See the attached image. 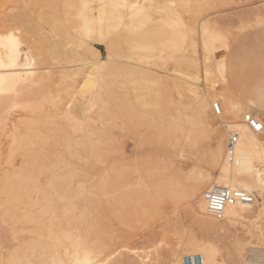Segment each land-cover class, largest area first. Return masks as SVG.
Instances as JSON below:
<instances>
[{
    "label": "bare ground",
    "instance_id": "6f19581e",
    "mask_svg": "<svg viewBox=\"0 0 264 264\" xmlns=\"http://www.w3.org/2000/svg\"><path fill=\"white\" fill-rule=\"evenodd\" d=\"M179 1L194 11L201 4L198 0L199 6L195 0ZM93 3L99 4L97 17L90 16ZM135 3L131 0H69L65 4L67 8L63 5L61 10L67 15L72 6L75 7L76 24L71 27L63 18L62 25L54 22L49 25L51 30L48 32L42 31L41 24H32L21 12L9 17L7 24L10 25L7 26L10 28L0 24V264H98L104 245H100L97 238L91 241L92 247L79 246L82 237L75 239L73 233L63 227L62 220H73L77 214L81 227L86 220L94 227L101 199L92 196L106 197L112 189H121V194L114 197L109 206L113 216L122 218L125 206L137 195L134 188L152 181L157 176L156 171L172 169L176 157L182 159L178 170L174 169V174L180 175L177 186L187 188L185 197L191 199L190 210L206 228L224 231L227 227L248 223L256 230L264 229V222H261L264 212V131L254 133L241 120L250 114L248 110L252 107L238 100L229 81L230 48L225 36L206 19L185 23L175 11L165 7L160 11L166 15L154 25L150 23L145 3L137 2V6ZM150 3L154 5V1ZM119 8L128 13L124 15ZM155 9L157 12V7ZM109 19L113 23L104 24L103 21ZM45 23L48 25L49 22ZM24 24L29 28H23ZM64 28L66 32L69 28L75 32L77 41L71 42L74 48L69 46V41H60L59 35L65 33ZM33 34L39 40H31ZM91 35H95L98 42H105L108 51L105 59L90 53L86 39ZM9 36L16 37L18 47L9 42ZM106 38L112 39L108 42ZM198 49L202 54L201 61L197 56ZM188 50L189 54L186 53ZM111 52L127 59L119 60L127 65L124 68L119 64L116 66L124 76L114 99L117 101L114 108L119 110L118 117L121 116L118 129L121 132L128 130L134 117V106L138 107L135 109L137 116L145 118L147 127L140 140L139 133V152L134 157H125L116 144V180L120 188L113 182L109 187L94 182L86 187L91 179H75L74 172L77 165L85 170L91 168L93 164L89 161L97 154V146L91 138L94 132L85 118L94 101L99 100L98 108L103 113L110 106L96 89L100 80L97 74L107 67L110 70L113 65L109 61H116L111 58ZM219 54L223 56L217 58ZM50 61L55 66H47ZM158 63H162L160 67L171 64L172 73L159 71ZM83 67L87 69L84 72ZM54 69H58V77L52 72ZM81 73L84 75L82 81L75 86ZM217 79L224 86V92L215 90ZM204 83L210 86L205 88ZM52 88L54 93L50 91ZM173 93L179 98L187 95L191 100L185 105L187 111L184 114L177 105H172ZM65 97L71 99L64 102ZM160 98L161 104L156 101ZM215 103L221 107L218 123L226 129L230 123L224 121L223 109L236 124L239 118L241 120L240 132L235 128L228 130L237 136L232 156L227 153L222 139L213 146L204 145L200 140L201 136L205 140L208 138L211 128L208 109ZM46 108H50L51 113ZM13 109H19L23 114L9 120V112ZM122 117L125 121H121ZM44 146L47 151H43ZM203 146L208 152H203ZM52 149L59 150L54 160L51 159ZM72 158L75 165L64 163ZM160 158L164 159L163 166L159 164ZM206 162L219 170L217 176L212 170L202 168L201 164ZM47 168L49 170L45 171ZM169 186L173 188L171 184ZM215 187L243 191L253 196L254 201L248 205L228 206L223 219L217 221L207 212L203 198L205 191ZM93 190L99 191V195ZM163 192L155 190L154 193L160 197ZM199 242L194 251L203 254L201 264H224L214 243ZM248 245H244L242 264H264V250ZM171 258L169 264H182L188 257L174 252Z\"/></svg>",
    "mask_w": 264,
    "mask_h": 264
},
{
    "label": "rangeland",
    "instance_id": "374dc122",
    "mask_svg": "<svg viewBox=\"0 0 264 264\" xmlns=\"http://www.w3.org/2000/svg\"><path fill=\"white\" fill-rule=\"evenodd\" d=\"M68 1L69 0H0V24L4 26L10 25L7 24L8 20L10 21L9 17L15 15L17 12H21L20 14H25L24 16H28L32 24H39V26L41 24L42 31L45 30L48 32L49 29L51 30L49 25L53 24L54 22L63 24V18L67 19V24L73 27L77 21L74 17L76 15L75 7H70V11L72 13L69 11L70 13L67 15H64L61 10L63 5L67 8L65 4ZM131 1L136 3L138 2L139 4L145 3L144 5L146 6V12L150 17V23H155L154 25H157L161 19L164 18V15H166L164 11H160L163 9V7L169 11H175L179 16H181L185 23H190L192 21H196L195 23H198L199 21L206 19L215 27H217L225 36L230 48L228 55L231 63L234 62V58L239 57V55L244 53L248 47H252L256 55L264 52V30H262L264 29V0H198V2L201 4L196 3L197 0H195L196 5L199 6L200 4L199 7H196L198 8L195 9L196 11H194L191 6L189 8V5L185 6V4H182L179 0ZM151 1H154V5H152L153 3H150ZM73 4L74 3L72 1V5ZM154 7H157V12L155 11L156 9ZM98 9L99 4L93 3L92 10L90 11L93 14L90 13L91 15H89L97 17ZM119 9L120 10L118 11L123 10L124 15L128 13V10L125 11V9ZM192 12L195 14V16L192 14ZM125 19V23H128V19ZM5 21L6 23H2ZM257 21L260 23L257 24ZM45 22H49L48 25ZM103 22L104 24H109L113 23V20L109 19L108 21ZM30 24L31 23H29V25ZM27 27L28 25L23 26L25 29H27ZM8 28L10 27L7 26L6 29ZM64 29H62L61 32H64ZM67 30L69 31H67L68 33L65 29V33L59 35L61 37H59L61 39L60 41H63L62 39L67 42L69 41V46L74 48L75 45H73L71 42L75 41V44L77 41V39L75 40V32L73 33V31H70L72 28ZM26 39L29 41L28 37H26ZM111 39L112 38L108 40L106 38V41L110 42ZM31 40L35 42L36 40H39V37L36 34H33ZM86 41L89 46L88 49L92 55L98 59H105L107 57L108 51L105 42H98L95 38V35H91L86 39ZM261 43L262 46L259 48L258 46L261 45ZM188 52L190 53V50H188L186 53ZM197 52V56L200 59L199 61H201V51L198 49ZM221 56L223 55L219 54L217 55V58H220ZM111 58L115 59L116 61H109L110 65H113L110 66V70L109 67H107L108 69H103L100 74H97L100 75V77L96 75V77H99L100 79L99 87L96 89V91L102 98H104L105 101L110 103V106H107L106 111L103 110L105 111L103 113L99 111L98 108L100 105L99 100H93L95 104L93 107L88 109L86 114L87 117L85 118L86 120L88 119L87 124H89V128L94 132V134L91 135V138L93 143L97 146V154L96 157H94L95 159H90L89 161L90 164H93L91 168L85 170L81 169V167L78 165L77 167L75 166V179H91L89 183H86V187L92 185L93 182L94 184L99 183L100 185L104 183L106 187H109L113 182L119 186L116 180V169L118 166L116 144L118 143L119 149L125 157H134L139 152L137 151L139 150L137 149V144H139V140L143 138L142 135H144L145 127H147L145 118L142 119L137 116L138 113L136 114V111L138 110V107L134 106V117L131 119L130 124H128L130 125L128 130L121 132L118 129V123L120 122L119 117L121 116L119 115L118 117L119 110L114 108V105L117 103V101H114V99L118 96L121 82H124V76H122L120 72L116 70V66L119 64L124 68L127 65L123 62H119V60L124 61L126 57L121 59L111 52ZM49 63L50 65L47 64V66L50 67L53 65L51 64V61ZM161 64L162 63H158L159 67L162 66ZM164 67L165 69H163ZM84 69L86 68L83 67V72L85 71ZM172 70L173 67L171 64L159 68V71H166L168 74L172 73ZM238 70L241 71V77L239 83L235 86V89L238 92L237 94L244 93L243 95H245L246 92L242 87V83H246L247 86L254 88H256L258 84H256V81H254L253 78H250L249 80L246 79V75L252 74L249 64H245ZM52 72L56 74V77H58V69H54ZM81 74L77 76L78 80L77 77L75 79L73 77L75 81L77 80L75 86H77L82 81L84 75ZM242 74L244 75L242 76ZM200 75L201 74L199 71V76ZM259 75V73H255L254 77L257 78ZM261 77L264 78V67L261 72ZM168 79H171V77L168 76ZM199 79H201V77H199ZM217 80L218 81H216L215 84L217 87L215 86V90H218V92H224V86H222L219 79ZM203 86L208 88L210 85L204 83ZM63 87L64 86H60V88ZM54 88L56 89V87ZM54 88L50 89V91L53 93L55 90ZM253 95H256V92L253 93ZM71 97L69 99L68 97H65L64 102H68ZM172 97V105H177L180 112L184 114V112L187 111L185 107L191 103L189 102L191 101L189 97L187 95H183V98H179L175 93H173ZM236 97L238 100L242 101L237 95ZM213 100L214 99H212V101ZM79 101L81 102L80 99L78 102ZM156 101L159 104L163 102L161 98ZM32 102L34 103L35 101ZM152 103L155 104L156 102L153 101ZM209 107V126L211 128L208 129V138L205 140V138L201 136L200 140L204 145L213 146L220 142V139H222L226 147L228 130L231 131L233 128H235V130L240 132L239 124L241 123L242 119L240 120L239 118L237 120L238 123L236 124L235 119L231 115L227 114L223 109V119L225 122L230 123L226 125L229 129H226L225 127L224 129L218 123V120L213 116L211 106ZM135 109L137 110L135 111ZM46 111L51 113L50 108H46ZM145 111L148 112L147 110ZM149 111L152 112V109ZM248 111L259 119L260 117L264 118V107L262 104H258L257 108H252ZM99 112H101V115H97ZM22 114L23 113L19 109H13L9 112V120L17 119ZM122 120L125 121L123 117L121 118V121ZM124 135L126 136L124 137ZM138 136H140L139 140ZM201 149L204 153L208 152V149H206L205 146H203ZM47 150L48 148L44 146L43 151ZM179 150L180 148L177 149L176 155L178 154ZM50 151L51 154H53L51 159L54 160L57 157L55 154H57L59 150L57 151V149H52ZM160 159L161 160H159V164L162 165L164 163V159ZM180 159L181 158L176 157L175 160H173L174 165L172 169L168 171H156L155 173L157 176L152 181H146L145 183H141L140 187L134 188V190L136 189L137 195L133 198V201L129 202L125 206L124 211L123 209H119V211H123L121 214L123 216L122 218H116L113 216L111 209L112 207L109 206L111 200L121 194V189L116 191L112 189V193L106 197L100 198L99 196H92L95 199H101L99 204L103 202L102 205H97L99 208H97L99 214L97 213L98 217H96L94 221V227H90L88 225L89 221L87 220L81 227L82 222L79 218V215L76 213L75 219L70 221L65 219L62 220L65 223L63 227L65 229H69L70 232L73 233L74 238L76 236L82 237V243L81 241H78L79 246L84 244L88 247H92L93 242L91 241L98 238L100 245H104L105 247L102 251V254L100 255L101 259H98V264H169L172 259V253L174 252H177L178 255L188 257L186 260L184 259L182 261V264L189 263L190 261L201 264L203 254L199 252L196 253L194 251L197 248V241H200L199 243L201 244L208 242L214 243L218 248L219 257L221 261L224 262V264H242L243 255L246 249L244 245L246 246L248 244H252L251 246H254L256 249L264 250V229L256 230L250 224L244 223L243 226L238 225L231 228L227 227L228 229L226 228L224 231H212L206 228V226L195 217L189 207L191 199H187L185 197L187 188L182 187L183 185L178 187L176 183V180L180 175L179 173L174 174V169L179 167L180 163L182 162V159ZM96 160H98V162H96ZM64 163L75 165L76 161L74 158H72L71 160H68ZM201 166L203 169L212 170L211 172L214 176L219 174V170H217L216 167H213V165L210 163H202ZM47 170H49V168H47L45 171ZM81 174H83L84 177H81ZM135 182L136 180L134 179L133 184ZM169 184H171L173 188L169 186ZM118 188H120V186ZM155 190H162L164 192L160 193L159 197L155 195ZM93 191L99 195V191ZM255 196L257 201H259L258 195L256 194ZM114 213L116 212L114 211ZM261 222H264V212L261 215ZM75 227L79 228L74 231L73 229ZM192 250L194 252H192Z\"/></svg>",
    "mask_w": 264,
    "mask_h": 264
},
{
    "label": "built area",
    "instance_id": "2783aa9c",
    "mask_svg": "<svg viewBox=\"0 0 264 264\" xmlns=\"http://www.w3.org/2000/svg\"><path fill=\"white\" fill-rule=\"evenodd\" d=\"M211 109L213 116L217 119L221 115V107L215 103L213 104ZM242 120L254 133H261L264 131V129L260 127V125H264V118L259 119L250 113L244 115ZM221 126L223 127L222 124ZM236 140V134H234L233 132H228L226 151L229 156H232L234 152ZM203 198L206 204L207 212L217 221L223 219L225 209L228 206H233L236 204L248 205L253 203L254 201L253 196L243 191H233L221 187H215L211 190L205 191L203 194Z\"/></svg>",
    "mask_w": 264,
    "mask_h": 264
},
{
    "label": "crops",
    "instance_id": "0c3cea01",
    "mask_svg": "<svg viewBox=\"0 0 264 264\" xmlns=\"http://www.w3.org/2000/svg\"><path fill=\"white\" fill-rule=\"evenodd\" d=\"M264 30V29H262ZM262 46L259 45L260 48ZM229 58V57H228ZM234 62H230V58L228 59V77L229 81L232 85L233 90L235 91V94L246 104L250 105L252 108H257L258 104H262L264 107V78L261 77V72L264 67V52L259 53L258 55L255 54L254 49L252 47H248L244 53L239 55V57L234 58ZM245 64H249V68L252 71L251 75H246V79L249 80L250 78H253L254 81H256V84L258 86L256 88L249 87L246 85V83H242L243 89H245V95L243 94H237L238 92L235 89V86L239 83L240 77H241V71L238 69L243 67ZM243 71V70H242ZM243 73V72H242ZM255 73H259L260 75L255 78ZM244 74H242L243 76ZM253 89V91H252ZM256 92V95H253V93Z\"/></svg>",
    "mask_w": 264,
    "mask_h": 264
},
{
    "label": "snow or ice",
    "instance_id": "6c2138e0",
    "mask_svg": "<svg viewBox=\"0 0 264 264\" xmlns=\"http://www.w3.org/2000/svg\"><path fill=\"white\" fill-rule=\"evenodd\" d=\"M9 40V42L14 46V47H18L19 46V41L16 39L15 36H9L7 38ZM260 127L262 129H264V125H260Z\"/></svg>",
    "mask_w": 264,
    "mask_h": 264
}]
</instances>
